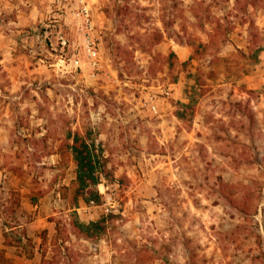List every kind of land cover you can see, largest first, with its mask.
I'll use <instances>...</instances> for the list:
<instances>
[{"label":"rangeland","instance_id":"1","mask_svg":"<svg viewBox=\"0 0 264 264\" xmlns=\"http://www.w3.org/2000/svg\"><path fill=\"white\" fill-rule=\"evenodd\" d=\"M83 5L87 28L78 0H0L4 257L264 264V0ZM74 138L96 197L70 204ZM99 221L101 234L72 233Z\"/></svg>","mask_w":264,"mask_h":264},{"label":"trees","instance_id":"2","mask_svg":"<svg viewBox=\"0 0 264 264\" xmlns=\"http://www.w3.org/2000/svg\"><path fill=\"white\" fill-rule=\"evenodd\" d=\"M72 159L76 166L75 177L71 182L70 187H60V197L66 199V191H71V198L69 203L73 204L77 198L96 197V193L90 189L94 185V163L89 153L87 145L82 141L74 138L70 145ZM73 235L83 237L85 239L91 238L95 233L101 234L104 232L103 221L89 223L86 226L74 224L72 225ZM44 232V231H43ZM43 234V233H42ZM3 245L12 247V244L6 240V235L3 233ZM0 264H11L10 261L4 257L3 250L0 249Z\"/></svg>","mask_w":264,"mask_h":264},{"label":"built area","instance_id":"3","mask_svg":"<svg viewBox=\"0 0 264 264\" xmlns=\"http://www.w3.org/2000/svg\"><path fill=\"white\" fill-rule=\"evenodd\" d=\"M78 3L80 6L75 10V16L80 19L82 18L83 19L82 23L84 25V28H87L90 26V23L88 22V17H87L88 16L87 9L83 5V0H78ZM82 48H83V52L85 53V56L91 62L92 68L95 67L96 63L94 59L96 57V50L93 47V43L90 37L86 33H84L82 37ZM150 108L151 110H154L153 106H151ZM102 196L103 197L100 199V203L97 206L94 205V202L92 200L89 201V205L91 207L93 206L97 207L104 216L113 214L115 211V205H114L113 198L111 197V195H102Z\"/></svg>","mask_w":264,"mask_h":264}]
</instances>
